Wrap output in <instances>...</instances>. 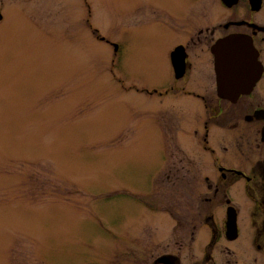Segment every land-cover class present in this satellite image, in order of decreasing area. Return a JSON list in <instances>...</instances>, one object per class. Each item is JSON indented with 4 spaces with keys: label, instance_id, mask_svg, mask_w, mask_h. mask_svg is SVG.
<instances>
[{
    "label": "rangeland",
    "instance_id": "obj_1",
    "mask_svg": "<svg viewBox=\"0 0 264 264\" xmlns=\"http://www.w3.org/2000/svg\"><path fill=\"white\" fill-rule=\"evenodd\" d=\"M202 1L0 0V264H139L177 225L155 184L201 107L148 92L163 10Z\"/></svg>",
    "mask_w": 264,
    "mask_h": 264
},
{
    "label": "flooded vegetation",
    "instance_id": "obj_2",
    "mask_svg": "<svg viewBox=\"0 0 264 264\" xmlns=\"http://www.w3.org/2000/svg\"><path fill=\"white\" fill-rule=\"evenodd\" d=\"M193 3L163 10L165 57L148 92L201 107L188 123L168 119L177 124L168 153L180 157L155 185L176 188L177 225L156 245L144 240L137 259L264 264V0ZM182 122L194 138L188 148L177 143Z\"/></svg>",
    "mask_w": 264,
    "mask_h": 264
},
{
    "label": "water",
    "instance_id": "obj_3",
    "mask_svg": "<svg viewBox=\"0 0 264 264\" xmlns=\"http://www.w3.org/2000/svg\"><path fill=\"white\" fill-rule=\"evenodd\" d=\"M115 47H116L115 49H117L118 48V45H115ZM219 62L221 64V62H222V59L221 58L219 59ZM243 91H246V90H243V89L231 90V93H237V95H239Z\"/></svg>",
    "mask_w": 264,
    "mask_h": 264
}]
</instances>
